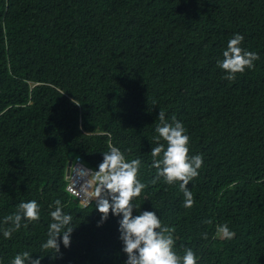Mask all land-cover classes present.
Here are the masks:
<instances>
[{"label": "trees", "instance_id": "obj_1", "mask_svg": "<svg viewBox=\"0 0 264 264\" xmlns=\"http://www.w3.org/2000/svg\"><path fill=\"white\" fill-rule=\"evenodd\" d=\"M234 33L258 59L228 80L216 62ZM159 111L202 156L190 207L151 167V147L166 144L154 139ZM110 144L141 160L132 203L156 212L174 251L264 264V0H0V229L21 201L40 206L0 234V264L23 251L40 264H124L119 217L101 222L67 189L68 163L96 170ZM57 199L73 230L56 253L41 244Z\"/></svg>", "mask_w": 264, "mask_h": 264}, {"label": "clouds", "instance_id": "obj_2", "mask_svg": "<svg viewBox=\"0 0 264 264\" xmlns=\"http://www.w3.org/2000/svg\"><path fill=\"white\" fill-rule=\"evenodd\" d=\"M243 35L234 33L227 41L222 51V59L216 63L219 68L226 70L225 78L232 80L236 73H242L246 68H252L258 55L241 47ZM159 123L155 127L154 139H162L165 143H157L151 147V167L156 170V178H162L165 183L172 184L179 181V189L183 193L185 207L193 203V196L189 182L198 175L203 160L199 154L188 155L189 136L186 128L178 120L171 123L165 121V114L159 111ZM102 161L96 170L86 169L79 164L70 169L68 191L79 196L80 192L92 190L95 197V209L101 214V222L107 219L109 211L112 216L119 217L118 232L122 242V251L126 254L124 264H198L196 254L191 248H185L183 255L173 249L171 232L161 225V220L155 211L137 210L132 199L140 195L145 184L138 178L139 158L126 160L124 154L111 144L108 151L102 153ZM68 178V177H67ZM83 181L77 188L79 181ZM155 182V179L154 181ZM54 210L49 212L51 221L48 224L47 239L41 244L42 249H54L59 252L60 244L67 248L70 244V227L72 216L62 211L59 199L53 202ZM138 214L133 215V209ZM40 206L37 201H21L17 211L5 217L10 221V227L0 229L4 238L21 227L24 221L37 220ZM99 226V223H98ZM217 233L225 239H231L234 233L227 224L217 226ZM59 237V242H58ZM40 264V257L30 258L28 251L18 252L10 264Z\"/></svg>", "mask_w": 264, "mask_h": 264}, {"label": "built area", "instance_id": "obj_3", "mask_svg": "<svg viewBox=\"0 0 264 264\" xmlns=\"http://www.w3.org/2000/svg\"><path fill=\"white\" fill-rule=\"evenodd\" d=\"M79 164L80 166L86 168V169H89L85 166V164L83 163L82 159L81 158H78L76 161H73L72 162V167L71 169H75L76 165ZM69 178V177H68ZM83 181H79L76 185V187L78 188L79 187V184L82 183ZM69 183H71L70 179H69ZM69 185V184H68ZM67 189H68V186H67ZM70 192V191H69ZM71 193V192H70ZM72 194V193H71ZM73 195V194H72ZM76 197V199H78L80 202H81V205L82 207H87V206H90L92 203H95V197L93 196L92 194V190H86V191H83V192H80L79 193V196L77 195H73Z\"/></svg>", "mask_w": 264, "mask_h": 264}, {"label": "water", "instance_id": "obj_4", "mask_svg": "<svg viewBox=\"0 0 264 264\" xmlns=\"http://www.w3.org/2000/svg\"><path fill=\"white\" fill-rule=\"evenodd\" d=\"M71 167H72V161H70V162L68 163V167H67V171H66V176H67V177H69Z\"/></svg>", "mask_w": 264, "mask_h": 264}]
</instances>
